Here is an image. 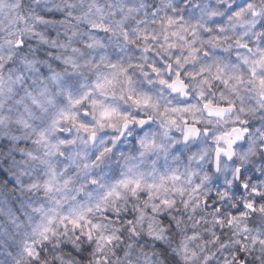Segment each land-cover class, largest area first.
I'll return each mask as SVG.
<instances>
[{"label":"clouds","instance_id":"clouds-1","mask_svg":"<svg viewBox=\"0 0 264 264\" xmlns=\"http://www.w3.org/2000/svg\"><path fill=\"white\" fill-rule=\"evenodd\" d=\"M0 264H264V0H0Z\"/></svg>","mask_w":264,"mask_h":264}]
</instances>
